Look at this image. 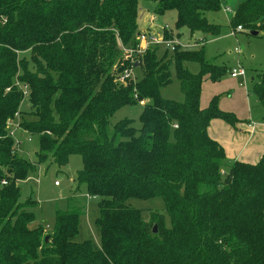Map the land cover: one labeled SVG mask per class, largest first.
<instances>
[{
  "label": "trees",
  "instance_id": "16d2710c",
  "mask_svg": "<svg viewBox=\"0 0 264 264\" xmlns=\"http://www.w3.org/2000/svg\"><path fill=\"white\" fill-rule=\"evenodd\" d=\"M140 1L0 0V264H264V154L255 163L229 162L208 128L213 119L232 127L239 119L217 98L200 104L203 77L217 81L232 69L205 57L206 39L199 49L160 55L154 46L133 61L125 57L124 48L139 44ZM149 1L157 15L176 10V28L192 37L220 34L207 13L226 0ZM230 26L264 31V0L241 1ZM188 61L200 71L185 68ZM172 64L183 101L161 95ZM129 67L141 78L121 83ZM253 80L264 107V70ZM25 85L32 119L16 122L38 138L36 161L19 153L10 135L16 113L23 114ZM143 100L140 127L131 118L113 122L119 109ZM72 154L82 157L79 186L100 198L98 249L75 239L78 209L56 210L50 232L30 226L39 201L33 191L23 200L22 184L40 163L66 165ZM157 196L170 227L165 213L143 217L129 202Z\"/></svg>",
  "mask_w": 264,
  "mask_h": 264
},
{
  "label": "rangeland",
  "instance_id": "374dc122",
  "mask_svg": "<svg viewBox=\"0 0 264 264\" xmlns=\"http://www.w3.org/2000/svg\"><path fill=\"white\" fill-rule=\"evenodd\" d=\"M241 1L243 0H226L220 10L207 13L209 22L221 26L219 35L197 34L192 37L187 28L177 29L175 26L176 10H169L164 16H157L155 22L157 25H167L170 29L169 33L173 35L171 38L176 37L189 48L199 49L202 44L201 40L206 39L205 42L203 41L205 44V57L211 62L225 64L229 69L236 68L241 63V66L245 68V78L232 77L229 72L217 81H212L209 75L203 77L201 106L207 107L213 98H217L220 109L239 119L237 127H232L223 120L224 126L216 128L217 137L223 140H226L224 128L226 126L238 131V135H241V137L245 135L248 138L252 134L242 130V126L246 127L249 123L256 125L255 128L258 125H264V107L257 101V96L253 90L255 82L253 79L257 78L259 71L264 70V31H260L258 35H253L250 30H242L237 31L235 35H231V12L225 11L226 8H229L234 13ZM140 5L143 10L152 14L156 2L143 0L140 1ZM143 26L142 22L140 27ZM236 48H239L240 52H235ZM165 49L163 46L160 47L159 54H163ZM21 55L30 59V52L28 51ZM183 66L193 73H198L201 69L200 64L194 61L183 62ZM170 70L172 80L168 85L161 88V95L166 99L183 101L184 94L181 91L180 81L173 64L170 66ZM132 78L134 80L141 78L139 68L133 69ZM142 110L143 105L141 103L127 105L119 109L112 120L116 122L124 118H131L133 119V125L140 127ZM20 111L23 114L20 113L15 118L16 121L20 118H22V121L23 119H32L29 114L30 104L27 96L24 97L21 103ZM16 121H13L11 127ZM210 129L215 134L213 124L210 125ZM12 130L13 128H10V132ZM14 138L19 153L31 161H36L37 152L39 151L38 138L30 137L22 129L14 131ZM253 144H255L253 151L264 148V137L255 136ZM244 156H247L246 153H244ZM251 160L250 162H255L253 158ZM82 167V157L79 154L70 155L69 162L66 165L59 166L49 160L40 163L31 178L22 184L23 200L28 198L33 191V196L39 201V205L35 210L36 218L30 226H43L46 232L53 229L56 210L66 208L80 210L79 231L75 239L79 242L88 240L95 249H98L101 247V236L96 219L99 216L98 202L100 198L88 195L86 184L79 186L76 176ZM56 181H58V185H55ZM73 195L74 199L69 201V197ZM129 202L143 210V217H147L152 211L165 213V225L171 226L170 216L165 210V202L161 197L133 198Z\"/></svg>",
  "mask_w": 264,
  "mask_h": 264
},
{
  "label": "crops",
  "instance_id": "0c3cea01",
  "mask_svg": "<svg viewBox=\"0 0 264 264\" xmlns=\"http://www.w3.org/2000/svg\"><path fill=\"white\" fill-rule=\"evenodd\" d=\"M153 7H154L153 13L151 14L150 12L148 13L146 10H143L139 3L138 25H139L140 30H144L149 27L159 30L161 27L165 26V25H157V23L155 22L157 20V16H164L166 13L163 15H157L154 12L156 5ZM142 22L144 26L140 27ZM211 124H213L215 134L211 132V129H210ZM210 125L208 128V132L210 136L218 140L224 146L225 151H226L227 160L229 162L234 161V160H242V161L250 162L252 161L251 158H253V160L257 162L262 156V154H264V148H259L253 151L254 150L253 146L255 145L253 144V139L255 136L264 137V125H258L255 128L256 125L249 123L246 127L242 126L243 127L242 130L247 131L252 134L248 138H246L245 135H242L241 137V135H238V131L233 130L232 127L229 128L228 126H226L224 127L225 133H226V136H225L226 140H223L217 137V134H216V128L224 126L223 120L213 119ZM244 153H246L247 156H244ZM255 162H250V163H255Z\"/></svg>",
  "mask_w": 264,
  "mask_h": 264
},
{
  "label": "built area",
  "instance_id": "2783aa9c",
  "mask_svg": "<svg viewBox=\"0 0 264 264\" xmlns=\"http://www.w3.org/2000/svg\"><path fill=\"white\" fill-rule=\"evenodd\" d=\"M225 11L231 12L230 13L231 15L233 14V12L231 10H229V8H226ZM168 28L169 27L167 25H165L164 27H161L159 30L152 28V27H149V28L144 29V30H140V33L138 34L139 44H138L137 48L135 50L124 48L125 57H130L133 61L135 59L134 58L135 55L143 54L150 47H154V46H160V47L163 46L164 48L169 49L171 51H174L177 46L187 47V45H183L181 43V41L178 40L176 37L175 38L166 37V32H168V33L170 32V29H168ZM241 30H242V27L237 26V28L231 30V35H235L237 31H241ZM234 51L240 52V49L236 48ZM133 69L134 68H131V67L125 69L124 72L119 76L118 80L121 83H127L128 81L133 79L132 78ZM230 75L232 77H235V78L236 77L245 78L246 70L243 66H241V63H239L238 67L232 68ZM23 94H24V96H28V94H29V89H28L27 85L23 86ZM140 103L143 105V104H145V101L143 100ZM15 116L18 117L19 113H16ZM14 121H16V120H14ZM13 125L15 126V128L10 132L11 136H14V131L19 128V125L17 122ZM5 183H6V181L4 180L3 184H5Z\"/></svg>",
  "mask_w": 264,
  "mask_h": 264
},
{
  "label": "water",
  "instance_id": "95a60500",
  "mask_svg": "<svg viewBox=\"0 0 264 264\" xmlns=\"http://www.w3.org/2000/svg\"><path fill=\"white\" fill-rule=\"evenodd\" d=\"M251 33H252L253 35H258L259 32H258L257 30H253V31H251ZM135 65L137 66L138 63H136ZM157 230H158V226L155 225V226H154V232H157ZM48 240H49V237L46 236L45 241L47 242Z\"/></svg>",
  "mask_w": 264,
  "mask_h": 264
}]
</instances>
